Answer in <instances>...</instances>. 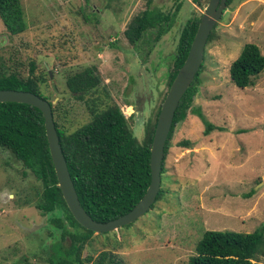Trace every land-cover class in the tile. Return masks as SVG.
Returning a JSON list of instances; mask_svg holds the SVG:
<instances>
[{
    "label": "rangeland",
    "instance_id": "obj_1",
    "mask_svg": "<svg viewBox=\"0 0 264 264\" xmlns=\"http://www.w3.org/2000/svg\"><path fill=\"white\" fill-rule=\"evenodd\" d=\"M147 1L20 0L27 27L10 36L0 20V72L26 76L31 62L36 73L51 72L43 94L66 111L58 122L72 133L90 116L66 90L64 78L96 66L141 142L145 124L155 119L168 91L180 31L188 19L204 14L209 0H152V8L163 12L181 6L159 42L148 32L131 46L123 32ZM213 32L204 47L193 105L224 130L205 136L201 119L188 112L173 130L161 199L130 225L93 236L83 256L109 250L127 264H187L205 231L252 233L264 223V70L245 89L235 87L228 72L246 43L264 55V0H232ZM52 83L68 95L55 101ZM183 141L189 149L178 146ZM40 191V182L0 148V264H23L24 259L48 264L53 256L60 231L35 208Z\"/></svg>",
    "mask_w": 264,
    "mask_h": 264
},
{
    "label": "trees",
    "instance_id": "obj_2",
    "mask_svg": "<svg viewBox=\"0 0 264 264\" xmlns=\"http://www.w3.org/2000/svg\"><path fill=\"white\" fill-rule=\"evenodd\" d=\"M231 1L227 0L226 6ZM152 3V0H148L146 8L129 21L123 32L131 46L144 39L148 32L152 33L149 35L154 43L159 42L169 31L181 6L179 3L174 10L163 12L152 8ZM200 18L195 16L188 19L180 31L172 57L173 68L168 74V89L187 57ZM0 20L10 36L24 33L27 25L20 0H0ZM213 31L214 29L207 42L212 39ZM28 67L26 76L17 70L0 72V90L30 92L51 104L43 94V86L49 75L46 72L36 73L33 62ZM202 67L203 64L174 113L164 147L161 175L173 130L186 119L188 112L201 119L205 136L212 130H224L206 121L200 109L193 105ZM263 70L264 55L255 44L246 43L229 66V80L239 89L249 88ZM64 86L74 99L82 102L90 116L82 127L67 133L63 123L58 122L65 120L66 111L60 110L59 103L55 106L51 104L62 154L78 200L93 220L102 223L114 220L129 212L149 186L150 147L161 106L155 119L145 124L144 136L139 142L132 133L124 112L113 102L109 91L102 85L96 66H88L67 75ZM178 146L189 149L185 141ZM0 148L8 151L41 184L34 206L42 215L50 216L49 225L52 229L60 231L52 243L53 256L48 259V264H127L124 258L109 250H102L95 256H83V251L96 234L74 220L63 200L49 153L44 119L37 108L22 103H0ZM162 193L160 184L155 202L161 199ZM152 207L153 205L150 209ZM263 259L264 223L252 233L205 231L187 264H263ZM23 264L30 263L24 259Z\"/></svg>",
    "mask_w": 264,
    "mask_h": 264
},
{
    "label": "water",
    "instance_id": "obj_3",
    "mask_svg": "<svg viewBox=\"0 0 264 264\" xmlns=\"http://www.w3.org/2000/svg\"><path fill=\"white\" fill-rule=\"evenodd\" d=\"M227 0H209L204 14L200 18L196 33L189 48L183 65L178 70L161 104L157 116L154 134L150 147V183L139 202L126 214L108 221L97 222L93 220L82 208L78 200L73 182L71 180L67 164L62 154L59 138L53 121L51 104L41 97L24 91L0 90V103H22L37 108L44 119L45 135L48 143L51 161L57 178L58 187L63 200L74 220L86 230L95 234L114 232L122 227L130 225L142 217L154 204L161 184V168L164 157L165 143L172 125L174 113L180 100L191 86L198 73L204 57V47L211 31L219 21L226 8ZM52 79L51 72H48ZM51 88L56 93L57 101L67 96L66 93H58L55 85Z\"/></svg>",
    "mask_w": 264,
    "mask_h": 264
}]
</instances>
